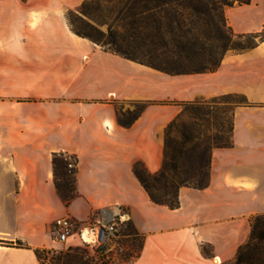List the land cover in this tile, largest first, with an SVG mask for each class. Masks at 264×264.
Here are the masks:
<instances>
[{"label": "crops", "instance_id": "0c3cea01", "mask_svg": "<svg viewBox=\"0 0 264 264\" xmlns=\"http://www.w3.org/2000/svg\"><path fill=\"white\" fill-rule=\"evenodd\" d=\"M85 0H0V264H42L56 220L132 221L144 237L129 264H228L264 216V39L228 51L212 73L169 75L76 35ZM236 35L264 31V0L225 9ZM238 96L231 146L213 150L209 186L183 187L179 207L153 203L134 173L163 166L166 129L183 105ZM128 128L119 111L144 104ZM78 159L77 197L57 193L53 155ZM23 243L18 246L17 242ZM218 260V263H217Z\"/></svg>", "mask_w": 264, "mask_h": 264}, {"label": "trees", "instance_id": "16d2710c", "mask_svg": "<svg viewBox=\"0 0 264 264\" xmlns=\"http://www.w3.org/2000/svg\"><path fill=\"white\" fill-rule=\"evenodd\" d=\"M90 2L85 0L78 12L69 13L70 27L76 35L106 51L173 76L215 72L228 51H246L264 39V31L236 35L227 24L225 9L250 4L251 0H120L104 15L96 13L102 11L99 6L91 11ZM105 26L107 32L103 30ZM231 98H240L242 102H235L232 109H223V114L226 111L231 114L230 126L217 118L211 123L210 117L218 110L217 101ZM244 102L242 97L225 96L185 104L193 106L197 118L215 127L217 133L208 136L202 134L197 125L180 124L181 115L169 124L161 170L151 174L141 162L134 167L135 176L153 203L174 210L179 207L181 188L209 186L213 150L231 146L233 109ZM137 105L133 111H119L121 126L130 127L148 106L147 103ZM77 166L75 156L53 155L55 186L67 207L78 195ZM116 222L120 223V220ZM116 236L131 238L137 243L135 254L127 256L126 264L132 263L141 254L144 237L132 221H124ZM263 242L264 216H259L252 222L249 241L228 264H264ZM17 245L23 243L18 241ZM106 249L101 250L102 262H97L82 247L60 252L38 249L36 254L42 264H114L112 257L104 255Z\"/></svg>", "mask_w": 264, "mask_h": 264}, {"label": "rangeland", "instance_id": "374dc122", "mask_svg": "<svg viewBox=\"0 0 264 264\" xmlns=\"http://www.w3.org/2000/svg\"><path fill=\"white\" fill-rule=\"evenodd\" d=\"M119 1L120 0H91L90 2L91 4L90 7L92 9L91 11H94L96 7L99 6L102 11H99L96 13L97 14L101 13L104 15L110 8L117 6ZM73 12H78V11H73ZM69 20L70 19L68 18V22L70 25ZM103 30L107 32L108 28L105 26L103 27ZM235 102H242V99L231 98L228 100L217 101L216 107L218 108V110L216 111L214 115L210 117L211 123H213L215 118H217L220 121L225 122L226 126L229 127L230 122H231V114L227 111H226V114H223V109L225 108L232 109ZM125 106H130L132 110H135L138 105L131 104V105H125ZM193 109L194 107L191 105H183V112L180 116V121H179L180 124H183L188 127L192 125H197V129L202 134L206 133V135L208 136L209 135L215 136L217 133L216 128L211 127V125L209 126L206 121L199 120L197 116L195 115V112ZM113 223H116V221ZM118 229L120 231L121 227H119ZM79 244L80 245L78 247H82L86 249L84 244L81 241ZM107 248L108 249H106L104 255L112 257V262H114V264H126L128 254H131V253L135 254V251L137 250V243H133L131 238H125V237L118 236L117 238L111 239L108 242ZM66 250L67 249L62 250V251H66ZM88 252H89V255H91L92 257L94 256V253H91L90 251ZM261 252L264 255V242L261 244ZM100 254L101 252H98L97 255L96 254L95 255L96 256L99 255V257H101L102 255Z\"/></svg>", "mask_w": 264, "mask_h": 264}, {"label": "built area", "instance_id": "2783aa9c", "mask_svg": "<svg viewBox=\"0 0 264 264\" xmlns=\"http://www.w3.org/2000/svg\"><path fill=\"white\" fill-rule=\"evenodd\" d=\"M120 223L104 224L97 221V213H92L86 223L79 224L70 218L56 220L52 225V234L59 243H65L73 236H78L85 248L94 253L95 260L102 262V257L96 256L98 252L108 246L111 239H115L119 232ZM96 254V255H95ZM103 259V260H101ZM109 258L107 257L106 260Z\"/></svg>", "mask_w": 264, "mask_h": 264}, {"label": "bare ground", "instance_id": "6f19581e", "mask_svg": "<svg viewBox=\"0 0 264 264\" xmlns=\"http://www.w3.org/2000/svg\"><path fill=\"white\" fill-rule=\"evenodd\" d=\"M217 263H218V260H217Z\"/></svg>", "mask_w": 264, "mask_h": 264}]
</instances>
